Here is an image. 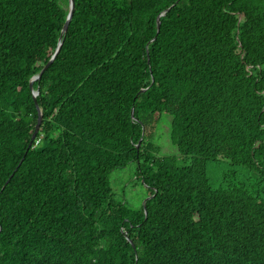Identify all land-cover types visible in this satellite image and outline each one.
I'll return each mask as SVG.
<instances>
[{"label": "trees", "instance_id": "1", "mask_svg": "<svg viewBox=\"0 0 264 264\" xmlns=\"http://www.w3.org/2000/svg\"><path fill=\"white\" fill-rule=\"evenodd\" d=\"M73 1L0 0V264H264V0Z\"/></svg>", "mask_w": 264, "mask_h": 264}, {"label": "rangeland", "instance_id": "2", "mask_svg": "<svg viewBox=\"0 0 264 264\" xmlns=\"http://www.w3.org/2000/svg\"><path fill=\"white\" fill-rule=\"evenodd\" d=\"M115 199L136 208L147 197V189L136 179V163L130 162L123 168L113 170L109 175Z\"/></svg>", "mask_w": 264, "mask_h": 264}, {"label": "water", "instance_id": "3", "mask_svg": "<svg viewBox=\"0 0 264 264\" xmlns=\"http://www.w3.org/2000/svg\"><path fill=\"white\" fill-rule=\"evenodd\" d=\"M73 9H74V1H73V0H68V5H67V11H68V13H67V15H66V21H65V24H64L63 29H62V31H61L60 37H61V35L67 30L68 23H69V21H70V19H71V17H72V14H73ZM158 25H159V24L157 23V26H158ZM60 45H61V42L59 41L58 44H57V47H56V49H55V52H54V54L52 55V57L50 58V60L45 64V66H44L43 69L40 71V73L37 74L36 76H34V77L30 80V82H29V87H30V89H32V82H33L34 80L38 79V78L41 76V73H42L45 69H47L48 66L52 63V61H53V59H54V56H55V55L58 53V51H59ZM36 95H37V92H33V91H32V97L34 98V100H35ZM37 114H38V116H37V122H36V124H35L34 131H33L32 135H31V139H30V143H29V145H31L32 141L34 140V138H35V136H36V133L38 132V130H39V128H40L41 121H42L41 110H40L38 107H37ZM138 147H139V143L136 145V148H138ZM131 244H132V243H131Z\"/></svg>", "mask_w": 264, "mask_h": 264}, {"label": "clouds", "instance_id": "4", "mask_svg": "<svg viewBox=\"0 0 264 264\" xmlns=\"http://www.w3.org/2000/svg\"><path fill=\"white\" fill-rule=\"evenodd\" d=\"M33 92H37V91H33ZM38 93V92H37ZM35 139V138H34ZM38 143V140H36V142H35V144H37Z\"/></svg>", "mask_w": 264, "mask_h": 264}]
</instances>
